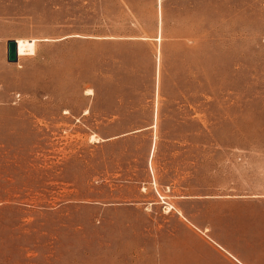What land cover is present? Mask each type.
I'll return each instance as SVG.
<instances>
[{"label": "rangeland", "instance_id": "obj_1", "mask_svg": "<svg viewBox=\"0 0 264 264\" xmlns=\"http://www.w3.org/2000/svg\"><path fill=\"white\" fill-rule=\"evenodd\" d=\"M0 264H264V0H0Z\"/></svg>", "mask_w": 264, "mask_h": 264}, {"label": "bare ground", "instance_id": "obj_2", "mask_svg": "<svg viewBox=\"0 0 264 264\" xmlns=\"http://www.w3.org/2000/svg\"><path fill=\"white\" fill-rule=\"evenodd\" d=\"M161 4V2H160ZM35 42L33 40H18L17 41V45H18V57L20 56H26V55H30L34 49L33 44ZM159 66H158V70H159ZM160 74V73H159ZM89 93L92 94V91H88Z\"/></svg>", "mask_w": 264, "mask_h": 264}, {"label": "water", "instance_id": "obj_3", "mask_svg": "<svg viewBox=\"0 0 264 264\" xmlns=\"http://www.w3.org/2000/svg\"><path fill=\"white\" fill-rule=\"evenodd\" d=\"M7 60L9 63H18V45L16 40L7 43Z\"/></svg>", "mask_w": 264, "mask_h": 264}]
</instances>
